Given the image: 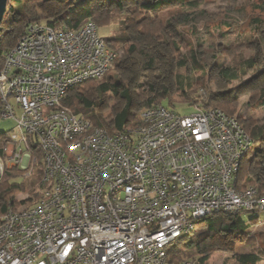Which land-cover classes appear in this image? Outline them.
Wrapping results in <instances>:
<instances>
[{"label":"built area","instance_id":"built-area-1","mask_svg":"<svg viewBox=\"0 0 264 264\" xmlns=\"http://www.w3.org/2000/svg\"><path fill=\"white\" fill-rule=\"evenodd\" d=\"M120 57L92 21L32 22L6 54L0 119L16 124L5 157L32 173L37 149L43 165L37 199L0 218V264H169L199 220L264 212V192L239 189L254 142L237 117L150 106L138 125L110 133L64 105Z\"/></svg>","mask_w":264,"mask_h":264},{"label":"trees","instance_id":"trees-1","mask_svg":"<svg viewBox=\"0 0 264 264\" xmlns=\"http://www.w3.org/2000/svg\"><path fill=\"white\" fill-rule=\"evenodd\" d=\"M34 0H9L6 13L14 12L13 36L4 33V24L2 22L0 27V65L5 59L6 54L16 46L19 39L24 35L25 29L28 24L32 22H42V18L37 14V4L33 3ZM43 2H50L57 6H63L51 17L47 18L46 24L51 27H68L69 29H78L87 22H94L98 29L110 26L112 24H118L119 27L115 34L104 37V39L113 44H122L123 46L129 45L128 52H139L143 57L146 64L152 66L160 55V47L169 46L173 52L180 53L181 47H190L191 41L187 43L180 32L177 30L178 25H190L194 23V11L200 9L202 3L210 0H141L137 4L130 6L128 0H71V4H67L68 0H42ZM127 12L125 19H121L117 16L119 12ZM240 13L248 15V26L252 25L253 29L251 36H255V32L260 33V26L264 23V0H258L256 3H246L239 8ZM165 18L164 16H166ZM115 13V14H114ZM27 21V22H26ZM213 21V20H212ZM210 22L212 25L225 24L223 20ZM226 25H229L228 23ZM247 27V26H246ZM245 27V29H246ZM245 29H243L245 32ZM169 35V36H168ZM239 41V40H237ZM241 42L250 44L257 42V38L252 41L251 37H242ZM140 43L146 44L145 52L142 49ZM259 41L258 45H262ZM260 48V47H259ZM261 49V48H260ZM183 58L178 65L180 68H186L188 63L193 67V70L197 73L202 69L200 59L197 56V52L192 48L188 61ZM258 59L252 58L245 61L237 62L233 67H225L220 71V75L233 82L239 80L241 77L248 75L250 71L257 72V75L264 70L258 67ZM117 66L118 62H117ZM200 79L196 80V87H200L206 92L204 97H195L194 92L186 90L185 88L190 86L188 82L189 78H184L181 75L177 76V83L182 89V97L186 100H190L192 104L189 106L195 107L199 110H209L212 106H220L225 114L231 117H236L237 110L232 108V103L237 102L236 97H231L232 94L225 93H212L207 86L206 73ZM205 79V80H204ZM100 81H88L80 85L72 87L65 99L64 105L71 108L76 114L83 118H88L94 127L107 128L110 133L122 131L126 126L134 127L140 123V118L130 111L132 103V96L130 94L129 86L125 80L120 77H109L106 80ZM200 81V83L198 82ZM98 83L97 86V100H92L89 97V90L94 83ZM149 89L143 91V99L148 101L151 106L163 105V102L168 97V90L166 88L157 89L152 83L147 82ZM144 88L143 86H140ZM192 90V89H191ZM259 102L261 106H264V89L261 90ZM108 94L120 96L125 100V106L115 116L113 126H107L105 121L95 114L96 108L103 105L104 98ZM169 104H173L171 99H167ZM165 107V106H164ZM216 108V107H214ZM238 117V116H237ZM239 121H242L241 117H238ZM245 130L250 134L254 144H258L259 147L255 149V154L252 158H249L250 154L246 156L243 165L239 173V189H246L249 186L244 183V178L252 172V164L255 168H264V157L261 154L264 153L262 145L264 144V125H257L255 121H248L245 124ZM3 146L0 149V157L5 158V147L8 144L9 139L2 136ZM253 151V150H252ZM251 151V152H252ZM35 153L39 156V167L34 176L41 179L42 173V156L39 154V150H35ZM260 157L262 160H258ZM247 161V162H246ZM246 162V164H245ZM255 162V163H254ZM261 165V166H259ZM251 167V169H250ZM13 170H20L19 168H12L6 172L4 181L0 184V218L10 211V208L15 206V196L19 192H25L27 188L32 189V193L35 192L36 186L39 188V184L33 178L31 180L25 179L23 176L16 174ZM13 172V173H12ZM40 183V181H39ZM37 184V185H36ZM35 186V187H34ZM260 192H264L258 186ZM261 211L249 212L241 211L237 213H221L217 214L219 217L213 219V216L199 220L196 224L204 223L208 221L206 231L199 234L194 240L188 241L190 238H183L187 242L182 246L181 244H174L168 250L169 264H208L211 258V252H208L206 243L208 240L215 238L216 236H231L233 239L238 240L248 230L247 222L244 217L247 214H253L257 216ZM254 217L252 219H256ZM251 219V220H252ZM184 240V241H185ZM263 248L260 246L257 250L251 253L239 254L235 260L238 264H260L263 260V255L260 251Z\"/></svg>","mask_w":264,"mask_h":264},{"label":"rangeland","instance_id":"rangeland-1","mask_svg":"<svg viewBox=\"0 0 264 264\" xmlns=\"http://www.w3.org/2000/svg\"><path fill=\"white\" fill-rule=\"evenodd\" d=\"M257 1L258 0H210L202 3L200 9L194 11V23L183 26L178 25L177 30L184 37L182 38V43L184 40L186 43L191 41L190 47H181L180 53L176 54L169 46H162L159 48L161 53L152 66L146 64L144 57L139 52L129 53L128 48L130 44L126 46L122 44H113L117 47L116 49L120 51L121 57L118 61L119 66L116 64V68L107 75L105 80L109 77L116 76L125 80L132 96L130 111L134 113L137 118H140L143 110L151 106L148 101L143 99L144 96H142L143 91L149 89L147 82L152 83L157 89L166 88L168 90V97L165 98L166 100L163 102V106L180 115H189L194 113L196 108L189 106L192 104L190 100H186L182 97L183 92L180 85L177 83V76L181 75L184 78L188 77L190 86L185 89L194 92V96L200 98L206 96V92L199 86L196 87V80H201V77L204 76L203 74L206 73L205 86H207L212 93L228 92L232 94V98L236 97L238 99L237 102L234 101V103H232V108L237 110L236 115L242 118L241 123L244 127L248 121H255V124L259 126L264 125V106H261L258 101L260 93L262 92L261 90L264 89V71L258 75L257 72L250 71L248 75L233 82H228L226 78L220 75L222 68L233 67L237 62L239 63L254 57L259 61L258 67L264 70V44L258 45L259 41L264 43V23L260 26V33L258 34V32H255V36H251L250 33H252L253 29L256 27L254 26L252 28L253 24L248 26L250 24L247 21L248 15L245 16L239 11V8L244 4L256 3ZM137 2H141V0H128L130 6L137 4ZM33 3L38 5L36 12L43 19V23H46L47 18L51 17L52 14L64 8L63 6L59 7L50 2H43L42 0H34ZM71 3V0L67 1L68 5ZM126 14L127 12L125 11L123 13L119 12L117 16L121 19H125ZM167 14L168 12L166 16H164L165 18H167ZM221 20H223L225 24H210L211 21L218 24L217 21ZM227 23L229 25H226ZM3 24L4 33L13 36V25H15L14 12L5 14ZM118 27L119 25L116 23L100 28L99 34L103 38L111 36L115 34ZM243 29H245V32H243ZM242 37H251L252 41L257 38V42L245 44L241 42ZM140 46L147 52L145 43H140ZM192 48L196 50L197 56L201 61L200 66L202 65L203 67L197 71V73L189 63L185 69L180 68V65H178L183 58L188 61V56ZM100 82L94 83L89 90V97L92 100H97L96 91L99 85L98 83ZM198 82L200 83V81ZM167 99H171L173 104L170 105ZM104 100L103 105L96 108L95 114L96 116L99 115L108 127H111L113 126L115 116L123 109L126 102L120 96H115L113 94H108ZM214 107L223 109V107L218 105H213L212 108ZM15 124V120L13 119H0V138H2V136L10 137L15 129ZM105 129L107 130L106 127ZM3 145L2 139H0V149ZM258 147L259 145L256 143L253 145V151L250 153L248 160L254 156L255 149ZM262 150H264V144L262 145ZM261 156L264 157V153L261 154ZM8 159L10 160V156L2 160L0 159L2 165L0 169V184L4 181L6 172L12 168H19L20 170H13V172L17 171L15 173L23 176L25 179L31 180L35 178V181L39 184L40 180L38 181L36 176H34L37 170L31 173L30 170H25L15 165H9ZM259 159L262 160L258 157V160ZM251 170L254 176L249 173L248 177L246 176L244 178V183L247 184L246 186H259L264 191V168L261 167V169L257 170L254 164H252ZM38 191L39 188L36 186L34 193H32L30 187L27 188L25 192L17 193L14 199L15 206L10 208V210L17 211L32 205L37 199ZM218 217L219 215H214L213 219H217ZM254 217L258 218L252 219ZM244 220L247 222L249 228L241 239L235 240L231 236H216L207 241L206 248L208 252H211V258L208 264H238L235 260L237 255L251 253L260 246L263 248L260 251H264V212L258 213L257 216L247 214ZM207 225L208 221L197 224L191 236H185L183 238H190L188 241L194 240L199 234L206 231ZM183 238L179 239L176 244H181L183 246L187 242ZM261 254L264 257V252H261ZM260 264H264V258Z\"/></svg>","mask_w":264,"mask_h":264},{"label":"water","instance_id":"water-1","mask_svg":"<svg viewBox=\"0 0 264 264\" xmlns=\"http://www.w3.org/2000/svg\"><path fill=\"white\" fill-rule=\"evenodd\" d=\"M8 2L9 0H0V27L7 11Z\"/></svg>","mask_w":264,"mask_h":264},{"label":"bare ground","instance_id":"bare-ground-1","mask_svg":"<svg viewBox=\"0 0 264 264\" xmlns=\"http://www.w3.org/2000/svg\"><path fill=\"white\" fill-rule=\"evenodd\" d=\"M0 169H1V164H0ZM1 171V170H0Z\"/></svg>","mask_w":264,"mask_h":264}]
</instances>
